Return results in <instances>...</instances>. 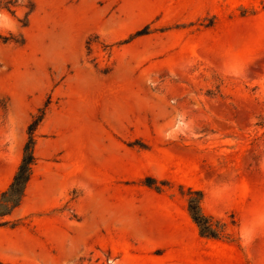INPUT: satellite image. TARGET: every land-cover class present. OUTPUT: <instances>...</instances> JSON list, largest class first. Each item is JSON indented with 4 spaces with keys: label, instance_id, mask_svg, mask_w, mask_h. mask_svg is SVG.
Here are the masks:
<instances>
[{
    "label": "rangeland",
    "instance_id": "obj_1",
    "mask_svg": "<svg viewBox=\"0 0 264 264\" xmlns=\"http://www.w3.org/2000/svg\"><path fill=\"white\" fill-rule=\"evenodd\" d=\"M3 1L0 193L46 109L0 264H264V0Z\"/></svg>",
    "mask_w": 264,
    "mask_h": 264
},
{
    "label": "trees",
    "instance_id": "obj_2",
    "mask_svg": "<svg viewBox=\"0 0 264 264\" xmlns=\"http://www.w3.org/2000/svg\"><path fill=\"white\" fill-rule=\"evenodd\" d=\"M16 0H4L2 7L10 11V6ZM32 9V6L29 7V10ZM146 28L139 29L135 31L132 35L128 36L126 40L131 39L134 36L145 34ZM3 41L9 40L8 37H1ZM124 40V41H126ZM46 109V103L43 104L40 108L36 109V113L33 114L26 126V138L22 147V154L20 161L16 167V170L11 178L10 183L7 188L0 193V227L9 225L15 226L19 223L18 220L10 221L8 216L11 212L20 204L23 196L26 184L30 178L32 166L34 164L35 157L33 155L34 147V130L37 124L43 117V114ZM182 193V187L179 186ZM186 199V210L187 213L195 224L198 230V234L203 237H221L223 231V224L214 225L211 222V217L205 215L201 211L200 201L202 198V193L198 189H192L191 187H185L184 192L182 193Z\"/></svg>",
    "mask_w": 264,
    "mask_h": 264
},
{
    "label": "crops",
    "instance_id": "obj_3",
    "mask_svg": "<svg viewBox=\"0 0 264 264\" xmlns=\"http://www.w3.org/2000/svg\"><path fill=\"white\" fill-rule=\"evenodd\" d=\"M201 244L207 245L206 248L211 249V250H217V251H212V252H207L203 253V256H205L207 259L212 258V259H218V258H223V257H228V256H234L237 257V251L234 250L232 245H230L227 242H220V241H207V242H202ZM223 248L225 252L220 251V249ZM187 256L189 259L192 260V257H194V254L192 252L187 253Z\"/></svg>",
    "mask_w": 264,
    "mask_h": 264
}]
</instances>
